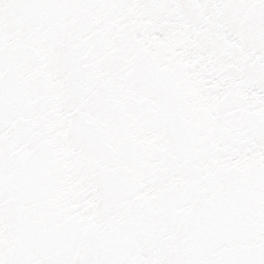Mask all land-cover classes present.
Wrapping results in <instances>:
<instances>
[{
  "label": "snow or ice",
  "instance_id": "1",
  "mask_svg": "<svg viewBox=\"0 0 264 264\" xmlns=\"http://www.w3.org/2000/svg\"><path fill=\"white\" fill-rule=\"evenodd\" d=\"M0 264H264V0H0Z\"/></svg>",
  "mask_w": 264,
  "mask_h": 264
}]
</instances>
